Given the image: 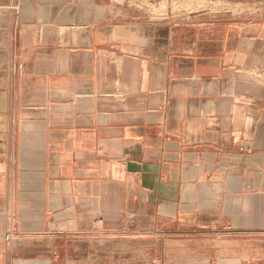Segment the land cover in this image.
I'll use <instances>...</instances> for the list:
<instances>
[{
	"label": "crops",
	"instance_id": "1",
	"mask_svg": "<svg viewBox=\"0 0 264 264\" xmlns=\"http://www.w3.org/2000/svg\"><path fill=\"white\" fill-rule=\"evenodd\" d=\"M0 264H264V0H0Z\"/></svg>",
	"mask_w": 264,
	"mask_h": 264
},
{
	"label": "rangeland",
	"instance_id": "2",
	"mask_svg": "<svg viewBox=\"0 0 264 264\" xmlns=\"http://www.w3.org/2000/svg\"><path fill=\"white\" fill-rule=\"evenodd\" d=\"M225 7L224 3L219 2L218 5L216 6V8H223Z\"/></svg>",
	"mask_w": 264,
	"mask_h": 264
},
{
	"label": "built area",
	"instance_id": "3",
	"mask_svg": "<svg viewBox=\"0 0 264 264\" xmlns=\"http://www.w3.org/2000/svg\"><path fill=\"white\" fill-rule=\"evenodd\" d=\"M6 239L11 240L12 239V235L10 233L6 234Z\"/></svg>",
	"mask_w": 264,
	"mask_h": 264
}]
</instances>
